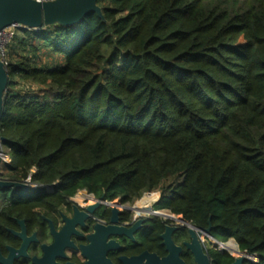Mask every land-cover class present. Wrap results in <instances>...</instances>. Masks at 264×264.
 <instances>
[{
	"label": "trees",
	"instance_id": "1",
	"mask_svg": "<svg viewBox=\"0 0 264 264\" xmlns=\"http://www.w3.org/2000/svg\"><path fill=\"white\" fill-rule=\"evenodd\" d=\"M97 6L102 18L6 44L0 180L28 188L3 211L159 192L165 216L210 223L219 246L264 264V0ZM213 248V264L233 263Z\"/></svg>",
	"mask_w": 264,
	"mask_h": 264
},
{
	"label": "flooded vegetation",
	"instance_id": "2",
	"mask_svg": "<svg viewBox=\"0 0 264 264\" xmlns=\"http://www.w3.org/2000/svg\"><path fill=\"white\" fill-rule=\"evenodd\" d=\"M12 190L0 191V264H126L145 253L163 259L169 255L167 244L180 250L183 264H197L192 250L200 249L213 264L214 248H207L205 240L217 243L183 217L170 220L154 207L158 212L146 207L142 211L120 199L95 198L86 191L85 197L75 195L51 210L3 211L10 206ZM114 210L116 220L112 221ZM22 247L24 255L17 257Z\"/></svg>",
	"mask_w": 264,
	"mask_h": 264
},
{
	"label": "water",
	"instance_id": "3",
	"mask_svg": "<svg viewBox=\"0 0 264 264\" xmlns=\"http://www.w3.org/2000/svg\"><path fill=\"white\" fill-rule=\"evenodd\" d=\"M89 13H96L100 18H102L101 9L97 6V0H51L47 2H38L36 0H0V32L4 29L19 26L26 29H39L43 26L60 25L63 27H71L80 23L83 18ZM8 86V75L6 67L1 59L0 52V117L4 107V98L6 95V90ZM3 139L0 138V161L6 156L1 143ZM28 188L27 184L7 182L0 180V191H10L12 189H25ZM99 206L97 203L93 207L88 209L92 212ZM116 210L113 211L112 221H115ZM178 220H182L181 216H178ZM168 219H173L170 216ZM212 226L209 223L207 228H201L200 231L205 237H211ZM194 238V235L192 234ZM205 237V238H206ZM206 240H208L206 238ZM196 240L194 238L193 244ZM210 242V241H209ZM212 243V242H210ZM213 244V243H212ZM168 245L169 255L163 259L156 255H149L147 253L143 254L139 258L127 261L126 264H142L144 260L145 264H183L179 258V249L175 248L171 244ZM223 246V243H220ZM213 246H219L218 244H213ZM222 249L227 250L226 247ZM225 246V245H224ZM192 248V245L189 246ZM228 251V250H227ZM195 260L197 264H210L209 257L203 253L200 249L199 252L193 251ZM242 256L234 257L233 263L231 264H244L245 261H252L253 257L248 255L247 252H240ZM17 257L24 255L23 247L16 252ZM251 257V258H250ZM46 256L40 260L45 261Z\"/></svg>",
	"mask_w": 264,
	"mask_h": 264
},
{
	"label": "built area",
	"instance_id": "4",
	"mask_svg": "<svg viewBox=\"0 0 264 264\" xmlns=\"http://www.w3.org/2000/svg\"><path fill=\"white\" fill-rule=\"evenodd\" d=\"M36 1H38V2H47V1H51V0H36ZM20 28H24V27L14 26V27H10V28L4 29V30H2V31L0 32V52H1V59H2V61H3V63H4L5 66H6V64H5V62H4V52H5L6 44L8 43V41L10 40V38L13 36L14 31H15L16 29H20ZM9 30H11L12 33H10L11 35H10L9 40L7 41V43H6L5 45H3V43H2V38H3L4 36H7V35H8L7 31H9ZM6 162H7V161H6ZM6 162H5V163H6ZM8 162H9V161H8ZM28 182H29V181H28ZM82 193H85V192H84V191H80V192H78L76 195L79 196V195H81ZM153 196L156 197V200H155L154 202L148 204V208L151 210V213L158 212V211H154L153 207H154V205H157V203L159 202V200H160V198H161L160 193H159V192L147 193V194H144V195L142 196V198H141V201H142V200H144V199H147V198H150V197H153ZM162 211H163V210H159V212H162ZM165 213H167V212H165ZM167 214H169V213H167ZM170 215H172V214H170ZM172 216H174V215H172Z\"/></svg>",
	"mask_w": 264,
	"mask_h": 264
},
{
	"label": "rangeland",
	"instance_id": "5",
	"mask_svg": "<svg viewBox=\"0 0 264 264\" xmlns=\"http://www.w3.org/2000/svg\"><path fill=\"white\" fill-rule=\"evenodd\" d=\"M7 33H8V35L7 36H4L3 38H2V43H3V45H5L6 43H7V41L9 40V37H10V33H12V31L11 30H9V31H7ZM5 153V152H4ZM6 155V154H5ZM7 161V162H6ZM8 161H9V159H8V156L6 155L4 158H3V161L1 160L0 161V163L1 162H6V163H8ZM0 167H1V169L3 168V165L1 164L0 165ZM82 196V195H81ZM141 202V198L139 199V200H137L135 203H133V204H131L130 206H138L141 210H142V207H143V204L142 203H140ZM154 208L155 209H157L158 208V206L157 205H155L154 206ZM143 211V210H142ZM163 213H165V211H162ZM210 239H211V237H209ZM206 242H208L207 240H205ZM205 242V245H206V247L207 248H209L210 247V245H213L212 243H210V242H208V243H206ZM224 244H226V245H228V246H230L229 248H231V249H236L237 250V247H236V245H235V243L232 241V240H229L228 242H226V243H224ZM223 244V245H224ZM218 249H220V250H224V249H222L220 246H216ZM225 251H227V250H225ZM230 255H232L229 251H227ZM240 255H241V253L240 252H238V250H237V252H236V254L234 255V257H240ZM242 256V255H241Z\"/></svg>",
	"mask_w": 264,
	"mask_h": 264
},
{
	"label": "bare ground",
	"instance_id": "6",
	"mask_svg": "<svg viewBox=\"0 0 264 264\" xmlns=\"http://www.w3.org/2000/svg\"><path fill=\"white\" fill-rule=\"evenodd\" d=\"M84 195H86V194H82V196H84ZM84 197H85V196H84ZM155 200H156V197H155V196L142 200V201L140 202V203L143 204L142 210H145L146 208H148V204L154 202ZM145 207H146V208H145ZM149 210H150V209H149ZM217 244H218V243H217ZM218 245H219V244H218ZM220 246H221V245H220Z\"/></svg>",
	"mask_w": 264,
	"mask_h": 264
}]
</instances>
